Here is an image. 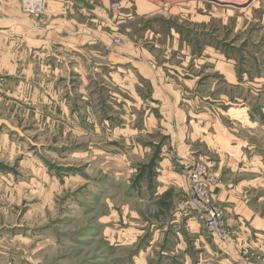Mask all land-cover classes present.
<instances>
[{"label": "rangeland", "instance_id": "374dc122", "mask_svg": "<svg viewBox=\"0 0 264 264\" xmlns=\"http://www.w3.org/2000/svg\"><path fill=\"white\" fill-rule=\"evenodd\" d=\"M245 1L17 0L10 17L0 5V47L15 60L0 67V264H264V222L236 221L215 194L257 174L246 182L264 219V0ZM84 22L110 56L74 72L63 52L84 41ZM136 85L180 109L169 119L152 101L133 129ZM188 103L199 134L223 147L219 173L181 157L193 137L212 159L177 129ZM199 163L223 235L184 209Z\"/></svg>", "mask_w": 264, "mask_h": 264}, {"label": "crops", "instance_id": "0c3cea01", "mask_svg": "<svg viewBox=\"0 0 264 264\" xmlns=\"http://www.w3.org/2000/svg\"><path fill=\"white\" fill-rule=\"evenodd\" d=\"M16 2H17V0H0V5H5V6H3V8H1V10L4 12L5 15H8V17H10L12 12H11V10L6 11L7 5H11V4H14ZM81 24H82V28L80 30H81L82 36L85 38L86 35L90 34L89 33L90 29L87 28V22H84ZM9 26H11V25H9ZM26 34H29V32L26 31ZM5 35L7 36L8 34L6 33ZM5 40L8 42L7 39H5ZM83 40L84 41L78 45V48H72L68 51L64 50V52H63L64 56L66 55L67 56L66 58H68L67 62L70 63V65L68 67L72 68L74 72H77V67L81 69V66H83L84 62H85L84 64L86 65V63H87V66H88L89 61H91V58L93 56H97L100 51L105 52V57L110 56V53L108 51H106V49H103L104 48L103 46H101L99 44L93 45L92 43H90L92 41V39H90L88 41L87 38H85ZM25 46H26V47H24L25 48V56L23 57V59H21V61H22L21 62V68H26L29 66L27 63L29 61L28 60V55H29L28 53H29L30 48H29L27 43ZM98 57L102 58V56L100 54ZM12 58H13V56L9 53L7 46L2 44V47H0V67L6 66V67H8L9 70H11V68L14 66V63H15V60H13ZM78 59H80V60H78ZM82 60H84V61H82ZM121 60H122V58H121ZM22 71H23V69H22ZM80 75L82 76V73L80 71H78V77ZM26 77L27 78L29 77L28 73H26ZM151 78H153V77H152V75L149 74L148 76L145 75V77H143L142 79L143 80L148 79L151 82L152 81ZM153 83H155V82L152 81V84ZM137 84H139V82H137ZM136 88L139 89L138 85H136V87L134 88L133 96H131V99L133 101H135L131 104L136 107V110L131 109L128 111V113L126 115L127 116V123L126 124H129L133 129H136L137 131L138 130L140 131L141 129H143L142 126L140 125L141 123H138L139 127H137V125H136L138 118L140 117L139 114H140V112H142L140 110V108H142V110H144L145 118L148 115L151 116V113L149 114V111L152 110V108H151L153 106L152 101L156 102V100H159V101H161V106H162L161 108L168 109L167 107H169V109H171L169 119L172 117V110L180 109V108H175L173 106L172 97L168 94H166L165 97H163L162 95H159V97H156V96H154V94L157 95V93H152L151 94L152 98H151V97H147V95H142L141 94L142 92L138 91L139 94L141 95V97L143 98L142 99L136 93V91H135ZM155 91H157V90H155ZM141 101L143 103H140ZM164 103H166L165 106H164ZM185 105L190 106L189 103L185 104ZM190 107H191L190 109L186 108V109H181L180 112L177 111L179 114L183 115V119L181 120V122L176 123L178 125L177 129L182 130L181 128L184 127V128H186V131H187V128H192V130H190V129L189 130L190 131L194 130L193 132H195V133L194 134L192 133L191 135H189L187 133L186 139H188L192 135H195L196 133L198 135H200L201 138L198 137L197 134H196L195 138H196V140H198V142L203 143L202 145H203V147L205 146L206 149H210V147L212 146V149L210 151L212 153V159L209 156H205L203 158L201 156L202 153H199V151H198V149H199L198 145L192 146V144L195 142L192 140V139H194L193 137H192L191 141L188 139L189 142L186 140L187 145L181 151V157H182V159L198 158V159L207 160L211 164V169L215 173H219L221 171L220 166H221L222 161H223L221 159V154L224 151L222 149L223 147L220 145L219 149H217V151H216V141H213L212 139H210L208 137V132H207L206 136H204L203 134H199L200 130H202V129H199L200 128L199 122L195 123L193 119H190L191 117L194 118L197 116L195 114L194 108L192 106H190ZM154 113H155V115L163 114V112L160 109L154 110ZM165 114H167V111H165ZM123 115L124 116H122V118H124V120H125V114H123ZM167 120H164L162 123H157L155 126L157 127V126H159V124H164V126H165L167 124ZM182 122H184V123H182ZM121 125H125V124H121ZM144 129H147V128H144ZM175 136H177V135H175ZM154 143H157V142H154ZM229 144H232V141ZM180 146H182V144ZM231 146L234 148L236 147L233 144ZM195 148H197V149H195ZM149 151H150V148H149ZM216 152H218V155H219L217 160H216ZM150 157H151V155H150ZM187 160H190V159H187ZM241 161L244 162L243 159H241ZM156 162H157V159H156ZM158 162L160 163V160ZM161 163H163V161H161ZM165 164L168 165L169 167H171V165H173L174 163H171L168 159V161L167 160L165 161ZM156 166H157V164H156ZM155 169H156V167H155ZM243 169H245V168H243ZM245 170H247V169H245ZM158 171H159V169H158ZM239 172H242V170L239 169V171H237V173H239ZM246 172L242 174L240 179L238 177L239 182L233 184V188L229 190V193L227 196H226L225 192H222L223 190L222 191L220 190V186H218L215 189V194L217 196V199L220 201V203H222V204L227 203L230 215L232 216L233 219H235V217H236V221L242 222L243 219H246V220L250 219V220H252L253 224L256 223L257 225H259V224L263 225L264 219L261 218L262 217L261 213L259 212V210L255 209L253 204H252V202H254V195H251L249 193L251 187L250 186L247 187V182L249 181L248 177H251V179H253V176L255 174L251 173V172H247V173ZM169 173H174V172L171 171ZM251 174H253V176H251ZM255 176H257V174ZM243 177L245 178L244 188H242V186H241L242 182H244V181H242ZM259 200H260V198L257 197V201H259Z\"/></svg>", "mask_w": 264, "mask_h": 264}, {"label": "built area", "instance_id": "2783aa9c", "mask_svg": "<svg viewBox=\"0 0 264 264\" xmlns=\"http://www.w3.org/2000/svg\"><path fill=\"white\" fill-rule=\"evenodd\" d=\"M191 193L185 201L184 209L196 213L204 220L210 233L216 236L224 234V218L222 209L214 203L212 187L215 179L209 174L207 167L197 164L189 177ZM216 201V200H215Z\"/></svg>", "mask_w": 264, "mask_h": 264}, {"label": "bare ground", "instance_id": "6f19581e", "mask_svg": "<svg viewBox=\"0 0 264 264\" xmlns=\"http://www.w3.org/2000/svg\"><path fill=\"white\" fill-rule=\"evenodd\" d=\"M229 1L238 2L239 0H229ZM247 2L248 0H246L244 4H246Z\"/></svg>", "mask_w": 264, "mask_h": 264}, {"label": "trees", "instance_id": "16d2710c", "mask_svg": "<svg viewBox=\"0 0 264 264\" xmlns=\"http://www.w3.org/2000/svg\"><path fill=\"white\" fill-rule=\"evenodd\" d=\"M160 202H161V203H164V201H161V200H160ZM164 204L168 205V203H164Z\"/></svg>", "mask_w": 264, "mask_h": 264}]
</instances>
